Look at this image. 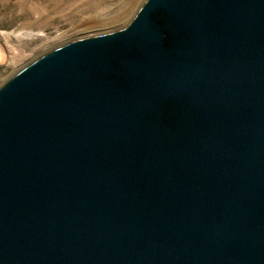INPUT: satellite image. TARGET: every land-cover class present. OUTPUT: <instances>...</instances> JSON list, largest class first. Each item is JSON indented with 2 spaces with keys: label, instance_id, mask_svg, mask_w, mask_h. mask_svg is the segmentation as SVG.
<instances>
[{
  "label": "water",
  "instance_id": "water-1",
  "mask_svg": "<svg viewBox=\"0 0 264 264\" xmlns=\"http://www.w3.org/2000/svg\"><path fill=\"white\" fill-rule=\"evenodd\" d=\"M0 264H264V0H145L1 83Z\"/></svg>",
  "mask_w": 264,
  "mask_h": 264
},
{
  "label": "rangeland",
  "instance_id": "rangeland-1",
  "mask_svg": "<svg viewBox=\"0 0 264 264\" xmlns=\"http://www.w3.org/2000/svg\"><path fill=\"white\" fill-rule=\"evenodd\" d=\"M144 1L0 0V84L58 44L126 25Z\"/></svg>",
  "mask_w": 264,
  "mask_h": 264
},
{
  "label": "bare ground",
  "instance_id": "bare-ground-1",
  "mask_svg": "<svg viewBox=\"0 0 264 264\" xmlns=\"http://www.w3.org/2000/svg\"><path fill=\"white\" fill-rule=\"evenodd\" d=\"M89 31H90V30H89ZM89 31H88L87 33H89ZM89 34H90V33H89ZM0 52H1V51H0ZM2 56H3V55L0 53V59L2 58ZM19 62H20V61H19Z\"/></svg>",
  "mask_w": 264,
  "mask_h": 264
}]
</instances>
